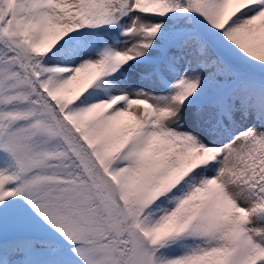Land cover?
<instances>
[{"label": "snow or ice", "instance_id": "1", "mask_svg": "<svg viewBox=\"0 0 264 264\" xmlns=\"http://www.w3.org/2000/svg\"><path fill=\"white\" fill-rule=\"evenodd\" d=\"M0 264H264V0H0Z\"/></svg>", "mask_w": 264, "mask_h": 264}]
</instances>
